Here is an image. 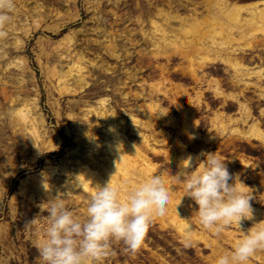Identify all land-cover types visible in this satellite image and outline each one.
<instances>
[{
  "label": "bare ground",
  "instance_id": "1",
  "mask_svg": "<svg viewBox=\"0 0 264 264\" xmlns=\"http://www.w3.org/2000/svg\"><path fill=\"white\" fill-rule=\"evenodd\" d=\"M15 1L18 3L11 13V20L3 29L5 35L0 36V57H6L5 83L14 84L17 91L15 96H10L11 98L7 100L10 104L8 109L10 124L14 130L24 133L30 140L36 157L43 155L41 153L50 155L55 149L57 150L61 139L49 135L45 119L39 114L40 90L37 85L33 88L34 97L21 96L24 91L23 86L27 82L26 57L11 56L25 49L26 43L19 35L23 33L28 37L35 30L44 29L43 25L47 24L48 19L51 20V24H47L45 29L52 33H59L65 25L77 21L80 16L78 2L57 0L55 3L58 7L65 9L62 11L57 7L46 10L37 0H33L36 4L33 8L28 7L27 0ZM140 1L137 0L135 3L138 15L134 21L140 26L139 35L145 45H148L145 55L150 54L157 62L162 58L170 62L173 56L181 57L187 63L186 74L191 75L200 84L205 82L204 69L208 64L221 62L228 71L232 72L231 82L235 87L240 88L241 94L226 96L237 103V117H234V114L217 111L215 117L210 120L212 128L224 133L230 126L240 123L241 126L248 127L247 132L234 128L232 130L234 133L258 137L264 142V130L256 120L253 122L250 103L246 97L242 98L245 96L244 92L254 88L259 97L264 99V59L260 57V63L252 65L246 63L244 56H240L247 55L257 46L264 48V0H145L144 7ZM122 2L124 0H114L113 4L119 7ZM84 4L86 10H93L95 13L100 12L102 7L100 0H84ZM114 15L117 17L116 12L113 13ZM99 19L97 16V20ZM127 19L132 20L131 17ZM92 33L102 34L101 39L95 40V45H100L99 52L103 51L105 56L97 54L88 57V50H80V35L75 31L64 35L58 41H52L49 37L39 38L37 41L40 48L37 61L45 75L46 87L51 96L50 105L57 119L63 116L60 107L61 98L83 93L98 75H108L105 79L107 84L113 82L112 73L116 69L109 60L122 59L118 41L123 36L120 34L118 37L112 30L105 28L93 29ZM129 55L131 56L132 53L127 54L128 57ZM149 60L152 61L151 58ZM158 68L162 72L167 70L162 64H158ZM13 70L19 73L9 75ZM93 72H96V75H93ZM131 72V70L127 71L128 81L134 82L141 88V91H134V98L131 99L136 102L143 98L144 103L140 106L131 103L129 97H132V94L127 90L129 88L126 81L122 82L121 78L117 79L112 91L117 93L123 102L129 104L128 108L122 109L123 114L118 113L111 102L113 99L107 94L94 102L86 100L72 103L66 115L74 122L76 125L74 130L81 136V139H77L79 142L77 148L72 149L55 166L48 161L43 172L33 178L34 185L30 187L29 181L25 180L21 188L23 192L28 188H39V197L45 201L69 190V194H72L77 202L88 201L95 192V186H104L116 173L112 177V184L120 190V197L124 199L129 191L147 177L162 172L171 198L166 215L162 217L153 215L151 218L162 224L171 223L182 237L192 241L198 240L209 246L213 258L217 261L220 255L232 251L234 243L243 234L238 229H222L218 237L231 248L228 250L223 249L218 240L211 239L210 235L215 233L203 228L195 215L198 206H195L189 197H183L184 190L180 189L177 182L172 181L162 169V165L157 162L163 157L169 162L176 163L179 169L183 159L189 155L194 158L200 157V154L206 151L205 148L199 147V154H190L187 146L177 137L172 136L167 130L156 129L163 125L180 124L173 112L164 107L162 100L167 99L170 103L174 102L180 111L183 122L182 132L188 137L200 140L202 136L197 131V120L191 108L193 96L182 83H177L173 92L168 84L165 85L167 80L164 79L162 72L163 81H147L144 78L139 80L137 74ZM202 72L203 76H200ZM3 81V77H0V85ZM31 81L36 84L34 73L31 74ZM206 89L213 91L216 97L224 96L220 79L216 76L209 78ZM196 92L199 94L196 96V102L201 104L202 92L200 90ZM186 96L189 99L188 107L185 106L184 101ZM224 105L225 103L222 106ZM76 109L80 111L75 113ZM110 128L114 131H109ZM84 143L86 148L82 149ZM117 143L123 144L124 155L120 161L115 150ZM133 145H136V148ZM234 175L237 176V183L241 184L245 192L255 195L254 191L239 179L238 173ZM76 179L82 185V189L71 190ZM45 181L50 186L47 192L43 188ZM260 198L257 202L264 204V193ZM252 207L253 220H243L241 223V228H245L246 231L254 223L264 221V209L254 205ZM229 226L239 228L235 222ZM162 228L164 229V226ZM198 228L201 230L199 231ZM246 264H264V249L257 250Z\"/></svg>",
  "mask_w": 264,
  "mask_h": 264
},
{
  "label": "rangeland",
  "instance_id": "2",
  "mask_svg": "<svg viewBox=\"0 0 264 264\" xmlns=\"http://www.w3.org/2000/svg\"><path fill=\"white\" fill-rule=\"evenodd\" d=\"M37 1L38 3H42L46 10H52L56 7L60 8L55 3L57 0ZM136 1L124 0L122 4L120 3L121 5L119 7H116L113 4L114 0H100L101 10L95 13L93 10H86L84 0H77V7L80 14L79 19L71 24L65 25L59 33H52L45 29L47 24H51V20L48 19L47 24L43 25L44 29L35 30L28 37L23 33L19 35L26 43L25 49L19 53L12 54L11 57H26L28 72L25 74V79L27 82L23 86L24 91L21 96L27 98L34 97L33 88L37 85L40 90L38 101L39 114L45 119L49 135L61 139L57 150L55 149V152L50 155L41 153L43 155L36 157L32 144L29 142L30 140L27 139L24 133L14 130L10 124L8 114L10 104L7 100L15 96L17 91L14 84L8 83L6 85V57H0V77L4 79L0 85V264H42L38 251L34 247V243L43 237L46 221L41 215L46 216L47 213H42L41 208H46L48 201L39 197V188H28L26 192H23L21 188L22 182L25 180L29 181V186L32 187L34 185L32 183L34 181L33 178L43 172L48 161H51L55 166L72 149L77 148L79 143L77 139H81V136L74 130L76 126L74 122L66 115L72 103L86 100L94 102L99 97L109 95L113 99L111 102L116 107L118 113L123 114L122 109L128 108L129 104L123 102L122 98L112 91L118 78H121L122 82L126 81L129 88L127 90L132 94V97L129 98L133 105L140 106L144 103L143 98L138 99L136 102L131 99L134 98V91H141V88L134 82L128 81L127 71L130 70L132 74H137L139 80L144 78L147 81H163L166 78L167 82L165 85L168 84V87L170 86L173 92L175 91L177 83L186 85L185 87L188 89L190 95L193 96L191 102L192 114L197 120L196 128L202 138L196 140L182 132L183 122L181 121L180 111L176 108L174 102L170 103L167 99L162 100L164 107L173 112L180 124L177 126L163 125L160 128L156 127V129L167 130L172 136L177 137L187 146V151L190 154H199L200 148L206 149L204 153H216L218 157L225 160L230 173H238L239 179L249 189L254 191L255 195H253L254 199L251 201V204L264 209V204L257 202L264 193V142L258 137H248L234 133L232 131L234 128L247 132L248 127L241 126L240 123L230 126L229 130L224 133L212 128L210 124V120L215 117V112L217 111L234 114V117L238 115L237 103L234 99L226 97L229 94H241L240 88L235 87L231 82L232 72L230 70L228 71L227 67L221 62L208 64L204 69L206 76L205 82L200 84L191 75L186 74L185 67L187 63L181 57L173 56L170 62L162 58L157 62L150 54L146 56L145 50H148V45H145L144 40L139 35L140 26L134 21L138 15L135 6ZM17 3L14 0V4L16 5ZM140 4L144 7L145 0H141ZM156 4H159V2H156ZM27 5L30 8L36 6L33 0H27ZM60 9L65 11L63 8ZM114 12L117 13V17L115 15L113 16ZM97 16L100 18L99 20H97ZM128 17H131L132 20L129 21L127 19ZM97 28L112 30L116 36L119 37L120 34L123 36L118 41L123 55L122 59L119 61L109 60V63L114 65L116 69L112 73L113 82L107 84L105 79L108 75H98L97 78L91 81L92 84L83 93L77 96L69 95L61 98L60 107L63 116L57 119L50 105L49 99L51 96L48 94L45 75L37 61V55L40 52L37 41L39 38L47 37L51 38L52 41H58L64 35L75 31L79 32L80 35L79 42L81 44V51L88 50V57H93L97 54L102 56L103 51L99 52L100 45H95V40L101 39L102 34L97 33V35H94L92 33V30ZM126 35L128 36L127 38L125 37ZM136 41L137 45H135ZM141 49L143 50L141 51ZM139 52L144 53V55L139 56V54H142ZM129 53H132V55L128 57L127 54ZM240 56H244L247 64L256 65L260 63V57L264 59V48L257 46L256 49L251 50L247 55ZM150 58L152 61L149 60ZM158 64H162L167 70L162 72L158 68ZM161 72L164 74V79ZM17 73L19 72L13 70L9 75H17ZM32 73L35 74L36 84L31 81ZM93 75H96V72H93ZM200 76H203V72ZM212 76L220 79L224 92L222 98L216 97L213 91L206 89L208 80ZM106 86L109 87L106 88ZM198 90L202 92L201 104L196 102V96L199 95L196 92ZM244 94L245 96L242 98L244 99L246 97L250 103L253 122L256 120L264 130V99L259 97L257 90L254 88L249 89ZM188 100V96H186L184 99L186 107L190 106ZM224 103L225 105L222 106ZM74 111L78 113L80 110L76 109ZM81 148H86L85 143ZM199 159L203 160L204 157L200 156ZM157 162L162 165V169L169 175L173 182H177L183 191V185L173 176L178 171L177 164L173 161L169 162L163 157H160ZM88 202L89 200L77 202L72 194H69L65 200L68 209L81 220L87 216L86 209ZM35 217H37V223H29ZM163 226L164 229L162 228ZM229 228L239 230V228H233L231 226H225L223 229ZM198 229L199 231L201 230L200 228ZM241 230L246 231L245 228H241ZM210 236L211 239L218 240L223 249H231L219 239L218 235L214 234ZM186 243L188 244L187 247L185 246ZM110 249V254L103 260L97 262V264H214L216 261V258L212 256V251L209 246H205L204 243L198 240H187V238L182 237L177 232L174 225L168 222L162 224L155 218L150 219L142 245L135 253L126 251L123 243L115 240L111 242Z\"/></svg>",
  "mask_w": 264,
  "mask_h": 264
},
{
  "label": "clouds",
  "instance_id": "3",
  "mask_svg": "<svg viewBox=\"0 0 264 264\" xmlns=\"http://www.w3.org/2000/svg\"><path fill=\"white\" fill-rule=\"evenodd\" d=\"M14 7V0H0V36L5 35L3 29L11 20ZM115 150L119 161L122 160L123 144L117 143ZM200 156L204 159L191 155L183 159L173 176L183 185V197H189L198 205L195 215L203 228L219 235L225 226L235 222L243 234L232 251L217 258L216 264H246L257 250L264 249V221L254 223L246 232L241 230L243 220L254 218L251 204L254 197L243 190L237 176L230 173L225 160L216 153L202 152ZM112 177L104 186H95L83 220L65 204L70 190L50 197L48 206L41 208L42 213H47L41 215L46 227L34 247L42 264H97L110 254L113 240L121 241L125 250L132 253L141 247L151 217L166 215L171 197L163 173L150 175L124 199L113 186ZM43 188L46 192L50 190L46 181ZM78 188L82 189V185L76 179L71 190ZM29 223H37V217Z\"/></svg>",
  "mask_w": 264,
  "mask_h": 264
}]
</instances>
